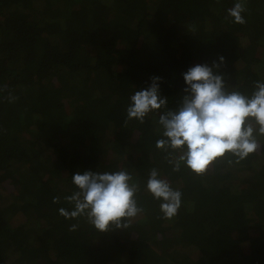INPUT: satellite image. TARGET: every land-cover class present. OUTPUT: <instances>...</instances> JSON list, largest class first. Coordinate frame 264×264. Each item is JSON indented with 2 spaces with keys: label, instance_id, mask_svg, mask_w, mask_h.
Returning a JSON list of instances; mask_svg holds the SVG:
<instances>
[{
  "label": "trees",
  "instance_id": "1",
  "mask_svg": "<svg viewBox=\"0 0 264 264\" xmlns=\"http://www.w3.org/2000/svg\"><path fill=\"white\" fill-rule=\"evenodd\" d=\"M235 2L0 0V264H264V136L202 175L173 171L156 147L189 68L216 63L226 90L249 96L264 82V0H246L243 25L227 16ZM152 77L166 107L129 119ZM154 168L182 193L171 219L147 191ZM119 170L142 213L107 232L81 218L70 232L77 221L58 209L72 208V176Z\"/></svg>",
  "mask_w": 264,
  "mask_h": 264
},
{
  "label": "clouds",
  "instance_id": "2",
  "mask_svg": "<svg viewBox=\"0 0 264 264\" xmlns=\"http://www.w3.org/2000/svg\"><path fill=\"white\" fill-rule=\"evenodd\" d=\"M246 11V0H236L227 16L233 23L243 25ZM220 61L223 62V57ZM218 67L213 63L211 67L203 64L189 68L183 74L187 87L179 108L159 116L163 138L156 142V147L168 152L173 171H179L183 164L192 173L202 175L220 160L230 157L239 163L261 147L257 136H264V82H255L250 96L228 91L223 75L214 72ZM160 79L152 77L148 88L130 97L126 109L129 119L143 123L151 112L166 107L167 99L159 91ZM5 90L6 86L0 88V92ZM5 99L14 102L17 97L9 93ZM173 152L179 154L173 156ZM232 162L233 159H228L229 164ZM132 180L125 170L74 174L72 183L77 191L64 197L72 208L58 209L66 220L77 221L69 231H77L81 218L99 232L129 227L131 219L143 211L136 200L138 185ZM146 187L153 198L161 201L165 219L178 214L182 193L161 179L157 169L150 171ZM53 203H60V197H54Z\"/></svg>",
  "mask_w": 264,
  "mask_h": 264
}]
</instances>
